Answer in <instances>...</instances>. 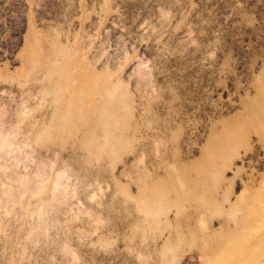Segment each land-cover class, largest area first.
I'll list each match as a JSON object with an SVG mask.
<instances>
[{"label":"rangeland","instance_id":"1","mask_svg":"<svg viewBox=\"0 0 264 264\" xmlns=\"http://www.w3.org/2000/svg\"><path fill=\"white\" fill-rule=\"evenodd\" d=\"M263 246L264 0H0V264Z\"/></svg>","mask_w":264,"mask_h":264},{"label":"bare ground","instance_id":"2","mask_svg":"<svg viewBox=\"0 0 264 264\" xmlns=\"http://www.w3.org/2000/svg\"><path fill=\"white\" fill-rule=\"evenodd\" d=\"M247 244V246H248V243H246ZM248 248H249V250H251V251H255V250H253L250 246H248ZM260 250V252L261 253H264V246L262 247V248H259ZM256 258V260H259V258H257V257H255ZM252 261H254V257L253 258H250V259H248L247 261H241L239 264H251V262ZM206 264H210L208 261H207V258H206ZM252 264H262L261 263V261L260 262H254V263H252Z\"/></svg>","mask_w":264,"mask_h":264}]
</instances>
